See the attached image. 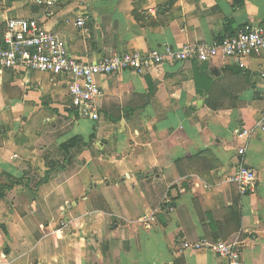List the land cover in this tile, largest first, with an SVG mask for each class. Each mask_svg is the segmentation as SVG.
Here are the masks:
<instances>
[{
	"label": "crops",
	"instance_id": "obj_1",
	"mask_svg": "<svg viewBox=\"0 0 264 264\" xmlns=\"http://www.w3.org/2000/svg\"><path fill=\"white\" fill-rule=\"evenodd\" d=\"M17 16L93 62L264 25V0H0V45ZM243 63L97 75V120L65 78L0 69V264H228L181 248L199 237L237 239L240 264H264V52ZM239 164L256 175L245 194L228 180Z\"/></svg>",
	"mask_w": 264,
	"mask_h": 264
},
{
	"label": "built area",
	"instance_id": "obj_2",
	"mask_svg": "<svg viewBox=\"0 0 264 264\" xmlns=\"http://www.w3.org/2000/svg\"><path fill=\"white\" fill-rule=\"evenodd\" d=\"M88 15L76 20L77 26L85 23ZM264 52V25L243 24L231 36L215 37L210 41L186 42L173 47L170 44L144 51L129 50L107 52L96 61L83 62L69 54L65 44L41 22L28 17H11L6 20L3 44L0 45V69L21 68L27 71L46 72L66 79L71 106L81 109L85 106L93 120L98 119L96 101L100 88L95 81L97 75H112L130 70L142 75L164 63L196 61L209 62L213 58L234 59L240 67L243 60L253 54ZM258 125L264 128V109ZM246 134L245 130L239 133ZM240 148L238 154H243ZM228 180L235 184L239 193L253 191L256 175L252 168L239 164ZM168 210H173L168 207ZM153 220L154 214L143 217ZM183 250H207L228 260V264H240L241 247L235 240H211L199 237L195 240H181Z\"/></svg>",
	"mask_w": 264,
	"mask_h": 264
},
{
	"label": "trees",
	"instance_id": "obj_3",
	"mask_svg": "<svg viewBox=\"0 0 264 264\" xmlns=\"http://www.w3.org/2000/svg\"><path fill=\"white\" fill-rule=\"evenodd\" d=\"M192 62L195 63L196 61H192ZM193 69H194V72H195L194 80H195V85H196L197 91H201L200 90V87H202V86L199 85V78H201V81L202 82L203 81L205 82V87H206L205 90L206 91H210L212 89V87L214 86V83L210 80L209 77L202 76V73L198 75V73H196V71H198V68H196V66H194ZM207 106L209 108L223 107L221 104L220 105L219 104L218 105H214V104H211L210 102L207 103ZM230 107H233V106H230ZM1 189H3V186L2 185H0V191H1Z\"/></svg>",
	"mask_w": 264,
	"mask_h": 264
},
{
	"label": "water",
	"instance_id": "obj_4",
	"mask_svg": "<svg viewBox=\"0 0 264 264\" xmlns=\"http://www.w3.org/2000/svg\"><path fill=\"white\" fill-rule=\"evenodd\" d=\"M80 110H81V113H82V114H84V115H86V116L89 115V112H88V110L86 109L85 106H82Z\"/></svg>",
	"mask_w": 264,
	"mask_h": 264
}]
</instances>
